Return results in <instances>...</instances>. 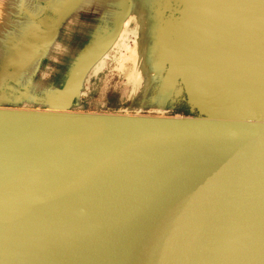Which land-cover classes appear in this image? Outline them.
Masks as SVG:
<instances>
[{
	"label": "water",
	"instance_id": "water-1",
	"mask_svg": "<svg viewBox=\"0 0 264 264\" xmlns=\"http://www.w3.org/2000/svg\"><path fill=\"white\" fill-rule=\"evenodd\" d=\"M130 2L53 110L0 108V264H264V0H183L199 116L71 111Z\"/></svg>",
	"mask_w": 264,
	"mask_h": 264
},
{
	"label": "rangeland",
	"instance_id": "rangeland-1",
	"mask_svg": "<svg viewBox=\"0 0 264 264\" xmlns=\"http://www.w3.org/2000/svg\"><path fill=\"white\" fill-rule=\"evenodd\" d=\"M57 1L55 3L58 4L59 0ZM69 2L70 0L67 1ZM77 2L78 0L70 8L77 6ZM123 2L124 0H119L115 19L122 11ZM94 4L98 5L99 0H89V7ZM182 6L183 0H131L128 17L126 16L122 21L120 34L95 61L96 70L101 72L95 87L97 93L88 99L87 108L75 106L71 111L83 112L91 108L94 111H103L102 113L124 115L199 116L197 110L189 103L180 80L177 81L178 94L169 95L161 102L158 100L161 95L162 79L170 66L161 65L159 62L161 51L157 39L158 29L162 24L180 17ZM114 24L115 20L111 23L108 33L114 29ZM2 54L4 57L0 60V94H5L3 95L5 102L20 107L53 110L54 95L43 93L42 88L39 90L35 88V85L49 83L52 80L28 78L21 80L24 86L22 88L17 84L15 75L22 66L29 64L30 59H18L4 52ZM60 87H63L61 82ZM107 89L113 92L107 96V101L113 107L122 104L120 110H108L102 107L106 103L102 92Z\"/></svg>",
	"mask_w": 264,
	"mask_h": 264
},
{
	"label": "crops",
	"instance_id": "crops-1",
	"mask_svg": "<svg viewBox=\"0 0 264 264\" xmlns=\"http://www.w3.org/2000/svg\"><path fill=\"white\" fill-rule=\"evenodd\" d=\"M68 0H0V60L3 52L18 59H30L15 75L16 82L24 88L21 80L39 77L52 82L35 85L43 93L53 94V102L66 84L75 64L83 52L95 40L107 34L119 7V0H99L88 6L87 0H78L77 6L69 8ZM87 1V2H86ZM81 3V4H80ZM87 5V6H86ZM94 63L84 76L75 106L87 108L88 99L96 92L98 75ZM41 73V75H40ZM20 78V79H19ZM59 81V82H58ZM108 110H120L122 104L111 106L107 96L110 89L102 92ZM0 94V108L36 109L6 103ZM82 112V111H79ZM83 112L102 113L88 109Z\"/></svg>",
	"mask_w": 264,
	"mask_h": 264
},
{
	"label": "bare ground",
	"instance_id": "bare-ground-1",
	"mask_svg": "<svg viewBox=\"0 0 264 264\" xmlns=\"http://www.w3.org/2000/svg\"><path fill=\"white\" fill-rule=\"evenodd\" d=\"M89 2V0H87ZM86 1V2H87ZM79 2V1H78ZM81 4V3H80ZM143 4V2H142ZM176 4V3H175ZM172 5V4H171ZM174 5V4H173ZM87 6V5H86ZM123 7V6H122ZM146 7V6H145ZM175 8V7H174ZM148 9V8H147ZM131 10V9H130ZM141 12V11H140ZM144 12V11H143ZM178 15V14H177ZM128 17V16H127ZM177 17V16H176ZM181 16L175 20H171L168 23L162 24L158 36V45H160V59L161 65H170L167 74L162 79L161 83V95L158 100L160 102L167 99L169 95L178 94L177 81L180 80L178 70L175 65V57L178 52L181 43V33L183 31V19ZM150 20V19H149ZM181 20V21H180ZM164 22V21H163ZM149 23V22H148ZM115 25V24H114ZM150 26V24H149ZM154 27V26H153ZM154 29V28H152ZM151 33V32H150ZM153 33V32H152ZM152 44V43H151ZM138 49V48H137ZM144 49V48H143ZM135 56V55H134ZM134 58V57H133ZM79 60V59H78ZM144 61V60H143ZM145 63V61H144ZM140 64V63H139ZM159 64V65H160ZM141 65V64H140ZM145 65V64H144ZM156 65V64H155ZM157 66V65H156ZM155 66V67H156ZM141 67V66H140ZM161 69V68H160ZM142 71V70H141ZM88 73V72H87ZM85 78V77H84ZM155 78V77H154ZM20 79V78H19ZM153 79V78H152ZM152 84V83H151ZM4 108V107H3ZM15 109V108H14ZM23 109V108H22ZM172 109V108H171ZM90 113V112H89ZM126 115V114H125Z\"/></svg>",
	"mask_w": 264,
	"mask_h": 264
}]
</instances>
